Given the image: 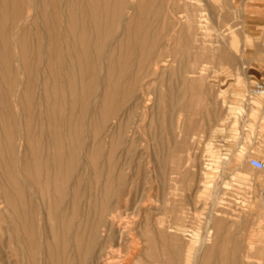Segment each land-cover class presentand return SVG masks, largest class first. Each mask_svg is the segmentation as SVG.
<instances>
[{
  "label": "rangeland",
  "instance_id": "rangeland-1",
  "mask_svg": "<svg viewBox=\"0 0 264 264\" xmlns=\"http://www.w3.org/2000/svg\"><path fill=\"white\" fill-rule=\"evenodd\" d=\"M0 17V264H264V0Z\"/></svg>",
  "mask_w": 264,
  "mask_h": 264
},
{
  "label": "crops",
  "instance_id": "crops-1",
  "mask_svg": "<svg viewBox=\"0 0 264 264\" xmlns=\"http://www.w3.org/2000/svg\"><path fill=\"white\" fill-rule=\"evenodd\" d=\"M253 74L252 77L258 81L264 82V58L261 49L254 52V60L252 61Z\"/></svg>",
  "mask_w": 264,
  "mask_h": 264
},
{
  "label": "built area",
  "instance_id": "built-area-1",
  "mask_svg": "<svg viewBox=\"0 0 264 264\" xmlns=\"http://www.w3.org/2000/svg\"><path fill=\"white\" fill-rule=\"evenodd\" d=\"M250 93L252 96H259L264 93V82L257 81L254 86H252ZM249 165L256 170H263L264 169V162L257 158H251L249 160Z\"/></svg>",
  "mask_w": 264,
  "mask_h": 264
},
{
  "label": "bare ground",
  "instance_id": "bare-ground-1",
  "mask_svg": "<svg viewBox=\"0 0 264 264\" xmlns=\"http://www.w3.org/2000/svg\"><path fill=\"white\" fill-rule=\"evenodd\" d=\"M35 8V7H34ZM16 11V10H15ZM85 16V15H84ZM1 18V17H0ZM84 19V18H83ZM7 33V32H6ZM6 66V65H5ZM137 89V88H136ZM264 94V93H263ZM103 95V94H102ZM260 96V95H259ZM257 97V96H256ZM21 104V103H20ZM41 118V117H40ZM47 150V149H46ZM10 179V178H9ZM123 226V225H122ZM121 250V249H120ZM198 260V259H197Z\"/></svg>",
  "mask_w": 264,
  "mask_h": 264
}]
</instances>
